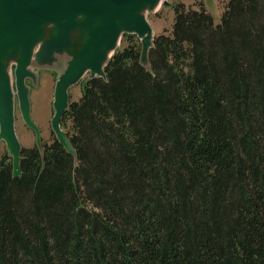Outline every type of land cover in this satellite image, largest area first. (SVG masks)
<instances>
[{
  "label": "trees",
  "instance_id": "16d2710c",
  "mask_svg": "<svg viewBox=\"0 0 264 264\" xmlns=\"http://www.w3.org/2000/svg\"><path fill=\"white\" fill-rule=\"evenodd\" d=\"M172 7L70 100L77 161L0 158V264H264V0Z\"/></svg>",
  "mask_w": 264,
  "mask_h": 264
},
{
  "label": "water",
  "instance_id": "95a60500",
  "mask_svg": "<svg viewBox=\"0 0 264 264\" xmlns=\"http://www.w3.org/2000/svg\"><path fill=\"white\" fill-rule=\"evenodd\" d=\"M164 0H0V140L13 160V176L22 175L23 147L15 128L16 98L26 125L42 150L41 131L31 117L27 80H36L33 67L55 68L66 59L67 67L55 87L52 130L56 139L77 161L61 121L70 107V89L87 80H107L106 67L124 35L141 41V64L151 69L149 53L154 30L147 14Z\"/></svg>",
  "mask_w": 264,
  "mask_h": 264
},
{
  "label": "rangeland",
  "instance_id": "374dc122",
  "mask_svg": "<svg viewBox=\"0 0 264 264\" xmlns=\"http://www.w3.org/2000/svg\"><path fill=\"white\" fill-rule=\"evenodd\" d=\"M167 1V5H161L158 10L147 14L148 20L152 25L155 37L169 30L171 31L174 24L175 13L173 10V4L182 2L189 7L196 10L204 5L208 12L211 13L216 25L220 24L221 17L225 9V4L229 0H164ZM141 43V41H140ZM126 44L122 43L120 47H124ZM67 61L61 59L57 62L55 68L43 69L40 67H33V70L37 74V79L27 80V85L30 90L31 101V117L34 123L40 128L41 146L51 143L56 134L52 130V119L55 114L54 99H55V87L58 80V76L66 70ZM86 76L79 84L72 87L69 91L70 100H78L82 96V88L85 84ZM15 128L20 144L23 148H32L37 144H40L37 140L35 132L30 129L23 120L19 102L16 98L15 105ZM66 132V129L63 128ZM5 154H9L7 145L4 141L0 140V158Z\"/></svg>",
  "mask_w": 264,
  "mask_h": 264
},
{
  "label": "flooded vegetation",
  "instance_id": "af4514ba",
  "mask_svg": "<svg viewBox=\"0 0 264 264\" xmlns=\"http://www.w3.org/2000/svg\"><path fill=\"white\" fill-rule=\"evenodd\" d=\"M62 121H63V119H62ZM62 121H61V128L63 129V126H62V123H63V122H62ZM39 129H40V128H39ZM35 135H36V134H35ZM43 145H45V144L43 143Z\"/></svg>",
  "mask_w": 264,
  "mask_h": 264
}]
</instances>
